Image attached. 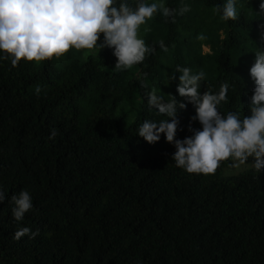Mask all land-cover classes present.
I'll use <instances>...</instances> for the list:
<instances>
[{
	"label": "trees",
	"instance_id": "1",
	"mask_svg": "<svg viewBox=\"0 0 264 264\" xmlns=\"http://www.w3.org/2000/svg\"><path fill=\"white\" fill-rule=\"evenodd\" d=\"M257 112L264 0H0V264H264Z\"/></svg>",
	"mask_w": 264,
	"mask_h": 264
},
{
	"label": "rangeland",
	"instance_id": "2",
	"mask_svg": "<svg viewBox=\"0 0 264 264\" xmlns=\"http://www.w3.org/2000/svg\"><path fill=\"white\" fill-rule=\"evenodd\" d=\"M203 51L207 52L208 48L203 47ZM257 117H258L259 121L264 125V113L257 112ZM263 160H264V147L262 144L258 143V145L255 147V149L253 150V152L250 155V164L259 163ZM232 167H233L232 168L233 172H239V171H242V168H244L246 166L233 165Z\"/></svg>",
	"mask_w": 264,
	"mask_h": 264
},
{
	"label": "clouds",
	"instance_id": "3",
	"mask_svg": "<svg viewBox=\"0 0 264 264\" xmlns=\"http://www.w3.org/2000/svg\"><path fill=\"white\" fill-rule=\"evenodd\" d=\"M204 47H205V46H204ZM207 52H208V51H207ZM257 119H258V117H257ZM260 123H261V122H260ZM262 125H263V124H262ZM263 126H264V125H263ZM260 144H262V143H260ZM257 145H258V144H257ZM257 145H256V146H257ZM262 145H263V144H262ZM256 146H255V147H256ZM263 147H264V146H263ZM254 149H255V148H254ZM254 149H253V150H254ZM252 152H253V151H252ZM252 152H251V153H252ZM251 153H250V155H251ZM263 161H264V160H263ZM263 161H261V162H263ZM259 163H260V162H259ZM249 164H250V161L248 162V164L239 165V166H246V167H244V168H247ZM253 164H256V163H253ZM251 165H252V164H251ZM244 168H242V169H244Z\"/></svg>",
	"mask_w": 264,
	"mask_h": 264
}]
</instances>
